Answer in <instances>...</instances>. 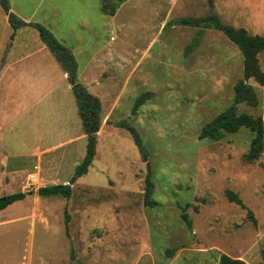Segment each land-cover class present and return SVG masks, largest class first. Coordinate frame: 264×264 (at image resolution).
<instances>
[{"label": "rangeland", "instance_id": "obj_1", "mask_svg": "<svg viewBox=\"0 0 264 264\" xmlns=\"http://www.w3.org/2000/svg\"><path fill=\"white\" fill-rule=\"evenodd\" d=\"M9 4L71 49L78 75L90 76L96 60L108 62L93 73L101 122L87 172L71 183L69 197L39 196L40 186L69 182L86 136L63 142L83 133L68 80L38 30L13 29L0 7V110L9 109L0 120V195L31 191L0 210V264H217L222 253L264 264V131L262 152L251 161L253 134L245 127L218 140L199 137L232 103L242 54L223 32L178 21L215 15L264 35V0H124L113 14L101 0ZM257 58L264 70V49ZM18 59L10 90L5 64ZM246 82L257 103L236 111L261 116L264 130V85ZM120 122L138 132L146 160ZM148 168L153 187L145 204Z\"/></svg>", "mask_w": 264, "mask_h": 264}, {"label": "trees", "instance_id": "obj_2", "mask_svg": "<svg viewBox=\"0 0 264 264\" xmlns=\"http://www.w3.org/2000/svg\"><path fill=\"white\" fill-rule=\"evenodd\" d=\"M122 1L124 0H101L104 11L109 14H113ZM0 5L4 11H8V0H0ZM8 21L13 29L21 25H31L35 27L39 32V37H41L42 41L48 46L68 73V80L72 85L78 113L84 133L86 134L85 154L81 161L76 164L74 174L69 182L40 186L37 188V194L39 196L62 195L64 197H69L71 194V183L87 172L95 154V137L101 122L100 100L89 91H86L87 89L76 80V65L70 49L54 37L49 29L39 23L24 22L13 14L8 15ZM178 21L180 24H188L191 26L203 24L223 32L228 37V40L232 41L242 54V77L239 78L234 85L232 103L202 126L199 137L218 140L224 136L225 132H235L239 128L245 127L253 134L250 139L249 148H247L246 157L250 161L258 158L263 148L264 130L262 118L261 116H254L247 112H237L236 105L239 103H248L251 105L257 103L256 93L246 80L253 78L258 83L264 85V70L260 68L257 58L258 53L264 49V35L250 34L244 28H235L231 25L222 23L215 15H208L201 18L186 17L180 18ZM144 98L143 96L138 97L135 100L132 110H134L137 105L141 104ZM118 126L126 129L131 134L134 143L137 145L136 147H139L142 152L143 160H146L144 148L141 147V139L135 128L125 122H120ZM149 177L150 172L148 168L144 178L145 188L143 202H145V204L151 203L150 195L152 193L153 183ZM30 193V190H26L0 195V210L17 200L23 199ZM226 194L229 200L243 206L241 199L236 193L227 189ZM181 217L189 224V220H187L184 212L181 213ZM65 220V228H67V216ZM172 252L173 248L168 249V254L171 255ZM218 258L217 264H247L242 259L233 258L224 253L220 254Z\"/></svg>", "mask_w": 264, "mask_h": 264}, {"label": "crops", "instance_id": "obj_3", "mask_svg": "<svg viewBox=\"0 0 264 264\" xmlns=\"http://www.w3.org/2000/svg\"><path fill=\"white\" fill-rule=\"evenodd\" d=\"M8 2H9V0H8ZM0 7H1V5H0ZM1 9L3 10V8L1 7ZM4 11V10H3ZM4 13V16H5V21H7L8 23H9V21H8V15L9 14H13V15H15L17 18H19V19H21V20H23L24 22H31V21H26V20H24V19H22V18H20L17 14H15L12 10H11V7H10V4H9V8H8V11L6 12V11H4L3 12ZM33 23V22H32ZM10 25V24H9ZM22 26V25H21ZM10 27H11V25H10ZM20 27V26H19ZM18 28V27H17ZM12 29V28H11ZM13 34H15V31H14V33ZM41 38V37H40ZM44 45H46L44 42H42ZM63 43V42H62ZM64 44V43H63ZM65 45V44H64ZM42 46L41 45H39V48H41ZM46 47L48 48V46L46 45ZM9 49V47L7 46L6 47V49H5V51H7ZM70 49V48H69ZM48 50L50 51V53L52 54V56L54 57V59H55V61H56V63H57V67L58 68H60L61 70H62V73H63V76H65L66 78H67V80H68V73L66 72V70L62 67V65L59 63V61L57 60V58H56V56L51 52V50L48 48ZM70 51H71V49H70ZM71 53H72V56H73V59H74V61H75V65H76V80L79 82V83H81L87 90L86 91H89L90 92V89H89V85L90 86H92L91 87V89H93L94 91V93H92V92H90V93H92L93 95H95L96 97H98V99L101 97V93L100 92H98V88L96 87L97 86V84H99L100 82L99 81H96V80H94L95 79V77H97V75L95 74H93L94 72H96V71H99L100 70V68H101V66L105 63V62H108V60H103V64H102V61L100 60V62L99 61H95L96 63H95V69H89V73H91V75L90 76H87V75H84V72H83V74H79L78 75V68H77V62H76V60H75V57H74V55H73V52L71 51ZM21 60H15V62L14 63H12V61H10V62H8V63H6L5 65H6V70H4V72L5 73H9L10 75H8L7 77H6V80H7V84H8V86H9V89L10 90H13L14 88H15V86L14 85H17V84H14L13 86H12V84L14 83V80H17L16 79V77H17V71H18V67H19V65H18V63L20 62ZM98 62V63H97ZM7 64H8V66H7ZM11 65H14V66H11ZM92 67V66H91ZM21 71H22V67H21V70L18 72V77H21V79L22 78H24V76L22 75V73H21ZM99 72H103V70H101V71H99ZM12 83V84H11ZM68 83H69V86H70V88H71V91H72V85H71V83L69 82V80H68ZM11 85V86H10ZM93 85H95V86H93ZM19 87V86H18ZM20 88V87H19ZM97 92V93H96ZM72 93H73V91H72ZM73 95H74V93H73ZM7 96L8 97H12L13 96V93L11 94L10 92H8V94H7ZM18 97V96H17ZM22 97V96H21ZM15 100V99H14ZM20 99L18 98L17 99V101H19ZM10 103H12V101H10ZM31 103H33V101H30V104ZM74 104L76 105V108H77V103H76V98H75V95H74ZM9 109H4V110H0V116H1V118H0V120H2L3 118H5L7 115H6V113H7V111H8ZM77 115H78V117H79V119H80V116H79V113H78V109H77ZM80 121H81V119H80ZM81 129H82V131H83V133L82 134H80V135H67L68 136V138L66 139V140H64L63 142L64 143H66V144H70V143H74V141L79 137V136H86V134L84 133V130H83V126H82V122H81ZM77 130H79L80 131V129L77 127ZM98 132V131H97ZM58 143H60V142H58ZM76 148L77 147H73L72 148V150H76ZM36 149H39L38 147L36 148Z\"/></svg>", "mask_w": 264, "mask_h": 264}]
</instances>
